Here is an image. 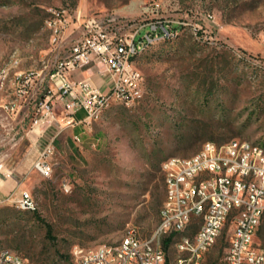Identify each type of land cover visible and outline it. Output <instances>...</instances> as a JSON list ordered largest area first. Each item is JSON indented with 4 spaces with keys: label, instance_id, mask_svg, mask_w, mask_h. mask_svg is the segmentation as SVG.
<instances>
[{
    "label": "rangeland",
    "instance_id": "obj_1",
    "mask_svg": "<svg viewBox=\"0 0 264 264\" xmlns=\"http://www.w3.org/2000/svg\"><path fill=\"white\" fill-rule=\"evenodd\" d=\"M56 10L70 19L161 20L177 35L132 60L145 78L143 99L113 104L86 125L69 124L59 101L46 114L47 81L25 98L0 91V104L21 103L15 115L0 109V180L17 181L0 197L28 191L37 204L0 202V251L31 264H42V253L51 256L43 264H69L74 247L114 244L131 230L148 237L166 197L167 159L191 157L208 141L264 147V0H0V67L16 57L19 70L38 71L63 56L45 28ZM47 147L49 178L35 169ZM226 246L225 233L206 263L225 264Z\"/></svg>",
    "mask_w": 264,
    "mask_h": 264
},
{
    "label": "built area",
    "instance_id": "obj_2",
    "mask_svg": "<svg viewBox=\"0 0 264 264\" xmlns=\"http://www.w3.org/2000/svg\"><path fill=\"white\" fill-rule=\"evenodd\" d=\"M49 19L52 30H58L53 50L58 54L63 50V56L48 62L40 73L24 71L16 88L25 98L32 95L35 85L47 81L41 108L51 114L49 105L59 101L68 123L76 125L91 123L96 106L117 103L130 108L139 102L145 78L140 70L131 68V56H138V48L149 46L153 40L177 35L161 20L138 22L113 15L83 17L79 12L70 19L66 11L57 10L51 12ZM75 31L78 36L63 47L68 33ZM93 69L107 82V91L90 86L88 81L72 80L75 72ZM23 75H31V82H23ZM54 96L56 100H52ZM0 109L15 115L21 103L10 100L0 104ZM81 110L85 111V119L76 122L75 115ZM52 151L47 147L35 164L45 178L52 176L46 161ZM162 172L166 187L160 211L162 228H155L145 238L131 230L125 241L112 244L109 253L101 258H94V249L102 245L76 246L69 264H173L178 258H185V264H207V255L225 233V264H264V154L239 145V139L223 144L208 141L191 157L167 159ZM168 198H175V205H168ZM0 202L17 203V209H37L28 191ZM169 243L177 244L174 259L168 254ZM0 264L31 263L11 251L3 255Z\"/></svg>",
    "mask_w": 264,
    "mask_h": 264
},
{
    "label": "bare ground",
    "instance_id": "obj_3",
    "mask_svg": "<svg viewBox=\"0 0 264 264\" xmlns=\"http://www.w3.org/2000/svg\"><path fill=\"white\" fill-rule=\"evenodd\" d=\"M45 28L51 33L52 44L56 43V41H58V30H52V21L49 19V17L45 20ZM173 37L174 36H169L168 38L156 39V40L151 41V44L149 46H142L138 48V56H131V68L133 70H138L135 67L134 62L132 61L133 59L140 57L141 55H143L146 51H148L152 46L156 45L157 43L172 39ZM4 65H5L4 69H3V66L0 67V91H5L9 86L12 90H15L18 96H22L20 90L16 88L18 87V77H20V75H22L23 73V71L19 70V60L16 57H12ZM46 67L47 66H44L43 70H46ZM43 70L29 71L27 73H40ZM23 82H31V75H23ZM143 97H144V92H140V100L143 99ZM13 102L17 103L16 100H14ZM113 104H117V103H109L107 107L96 106L95 115L92 118V121H96L99 118H101L104 111L110 108ZM120 105L126 107L125 104H120ZM239 145H247V148L258 150L260 151L261 154H264V147L262 146L255 145V144H252L244 140H239ZM171 159H176V157L171 158ZM48 174H53V168L51 165H49L48 167ZM168 205H175V198H168ZM156 228H162V220H159V223L156 226ZM262 228H264V221H262ZM120 241H125V236ZM169 245L170 247H173L177 253V244L169 243ZM109 249H112V244H103L101 247L94 249V258H101V255H107L109 253ZM9 252L11 251L10 250L0 251V261H3V255L8 254ZM173 264H185V258H178L177 260L173 262Z\"/></svg>",
    "mask_w": 264,
    "mask_h": 264
},
{
    "label": "crops",
    "instance_id": "obj_4",
    "mask_svg": "<svg viewBox=\"0 0 264 264\" xmlns=\"http://www.w3.org/2000/svg\"><path fill=\"white\" fill-rule=\"evenodd\" d=\"M78 34H79L78 31H75L73 34L68 33V35L66 36V38L64 40L65 42H64L63 47H66L71 42L72 39H74V38H76L78 36ZM73 76H74L72 78L73 81H88V83L90 84V86H92V87H94L96 89H99L101 91H107L108 90L107 82L104 81V80H102V79H100L93 71L92 72H83V73H81V72H75ZM81 113L83 114L84 112L83 111H78L77 114L75 115L76 122H81L82 120L85 119V116L82 119H78L77 118V115L78 114H81ZM74 125H76V124H74ZM34 131H35V129L31 130L29 133H32ZM6 172L7 173H3V175L6 178H10L13 175L12 174V171H6ZM13 181L17 184V181L15 179H13ZM0 182H1L0 183V191H1L2 188H5V189L8 190V193H9L11 191H14L15 188L17 187L16 184H12L8 180H0ZM1 199L2 198L0 197V201H2Z\"/></svg>",
    "mask_w": 264,
    "mask_h": 264
},
{
    "label": "trees",
    "instance_id": "obj_5",
    "mask_svg": "<svg viewBox=\"0 0 264 264\" xmlns=\"http://www.w3.org/2000/svg\"><path fill=\"white\" fill-rule=\"evenodd\" d=\"M8 212H9V210H8ZM20 212H21V211H20ZM33 212L35 213V211H33ZM23 213H28V212H23ZM7 214H9V213H7ZM8 216H9V215H8ZM45 227H46L47 237H49L50 239H53V237H52V227H51L50 225H48V224H45ZM167 242H169V240H167ZM167 248H168V245H166V249H167ZM40 257H41V258L44 257V259L40 260L41 263L43 264L44 262H47V260H48L51 256H49V255L46 256L45 253H42V254H40Z\"/></svg>",
    "mask_w": 264,
    "mask_h": 264
}]
</instances>
